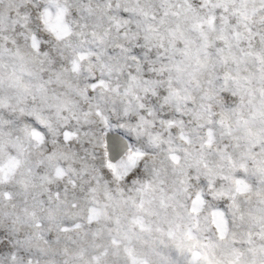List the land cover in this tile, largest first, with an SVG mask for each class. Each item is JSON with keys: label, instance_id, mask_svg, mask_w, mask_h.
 <instances>
[{"label": "snow or ice", "instance_id": "6c2138e0", "mask_svg": "<svg viewBox=\"0 0 264 264\" xmlns=\"http://www.w3.org/2000/svg\"><path fill=\"white\" fill-rule=\"evenodd\" d=\"M0 264H264V0H0Z\"/></svg>", "mask_w": 264, "mask_h": 264}]
</instances>
